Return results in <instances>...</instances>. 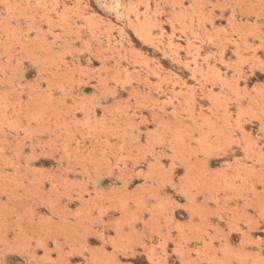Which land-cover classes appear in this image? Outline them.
I'll return each mask as SVG.
<instances>
[{"label":"rangeland","instance_id":"obj_1","mask_svg":"<svg viewBox=\"0 0 264 264\" xmlns=\"http://www.w3.org/2000/svg\"><path fill=\"white\" fill-rule=\"evenodd\" d=\"M0 264H264V0H0Z\"/></svg>","mask_w":264,"mask_h":264}]
</instances>
